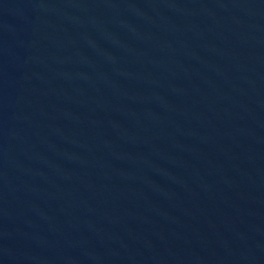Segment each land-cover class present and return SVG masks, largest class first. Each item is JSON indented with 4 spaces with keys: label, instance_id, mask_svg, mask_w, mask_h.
Here are the masks:
<instances>
[{
    "label": "water",
    "instance_id": "obj_1",
    "mask_svg": "<svg viewBox=\"0 0 264 264\" xmlns=\"http://www.w3.org/2000/svg\"><path fill=\"white\" fill-rule=\"evenodd\" d=\"M0 264H264V0H0Z\"/></svg>",
    "mask_w": 264,
    "mask_h": 264
}]
</instances>
